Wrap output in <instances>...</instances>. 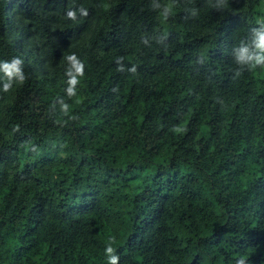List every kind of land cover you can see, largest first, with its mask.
<instances>
[{"label":"trees","instance_id":"trees-1","mask_svg":"<svg viewBox=\"0 0 264 264\" xmlns=\"http://www.w3.org/2000/svg\"><path fill=\"white\" fill-rule=\"evenodd\" d=\"M149 4L0 0V61L29 77L0 92V264H107L110 237L120 264H264V69L234 79L231 55L264 0H177L167 20Z\"/></svg>","mask_w":264,"mask_h":264},{"label":"clouds","instance_id":"clouds-1","mask_svg":"<svg viewBox=\"0 0 264 264\" xmlns=\"http://www.w3.org/2000/svg\"><path fill=\"white\" fill-rule=\"evenodd\" d=\"M207 5L216 11H225L229 7V0H206ZM177 5V0H168V3H162L161 0H150L149 7L153 11H157L162 19L167 20L173 13V9ZM187 16L186 19H194L199 14L198 8L185 9ZM80 17H87L89 12L86 8L80 7L77 9H70L66 12V19L75 21L77 14ZM257 26L249 30L247 37L241 40L238 46L232 49V60L236 65L233 72V78L241 77L245 72H252L257 69H264V18L256 21ZM156 44L166 46L167 35L160 34L153 37ZM143 45L148 46L150 41L145 38L141 41ZM67 67L64 75L66 76V88L64 90L65 96L71 100L78 95V86L81 84L82 79L85 77V63L75 53L67 55L65 58ZM118 72L127 71L135 75L137 67L135 65L126 67L123 57L115 59ZM28 74L24 71V60L20 56H14L10 60L0 61V92L9 93L14 87L22 86L28 79ZM113 92L117 89L113 88ZM58 111L63 117L75 120L76 117L72 115L71 105L65 99L60 98L56 103L50 106V110L55 113ZM19 131V126L13 128V132ZM169 131L172 134H182L187 131L186 127L179 124L173 125ZM35 151V148L32 149ZM115 242V237H110L104 249V255L107 259V264H120V256L116 253V249L112 246ZM236 264H245V258L241 257L236 261Z\"/></svg>","mask_w":264,"mask_h":264}]
</instances>
